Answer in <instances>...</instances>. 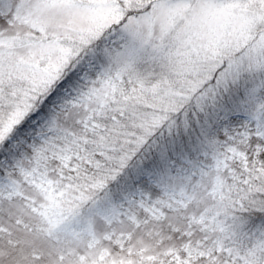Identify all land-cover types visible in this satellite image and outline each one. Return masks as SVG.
Listing matches in <instances>:
<instances>
[{
	"label": "snow or ice",
	"instance_id": "obj_1",
	"mask_svg": "<svg viewBox=\"0 0 264 264\" xmlns=\"http://www.w3.org/2000/svg\"><path fill=\"white\" fill-rule=\"evenodd\" d=\"M0 264H264V0H0Z\"/></svg>",
	"mask_w": 264,
	"mask_h": 264
}]
</instances>
